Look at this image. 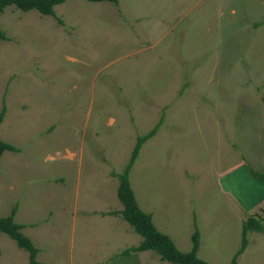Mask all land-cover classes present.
<instances>
[{
	"label": "rangeland",
	"instance_id": "obj_1",
	"mask_svg": "<svg viewBox=\"0 0 264 264\" xmlns=\"http://www.w3.org/2000/svg\"><path fill=\"white\" fill-rule=\"evenodd\" d=\"M0 12V216L39 264H174L117 214L120 172L180 250L264 264V0H63ZM59 17L61 22L57 21ZM258 23V24H257ZM0 264H28L0 231Z\"/></svg>",
	"mask_w": 264,
	"mask_h": 264
},
{
	"label": "trees",
	"instance_id": "obj_2",
	"mask_svg": "<svg viewBox=\"0 0 264 264\" xmlns=\"http://www.w3.org/2000/svg\"><path fill=\"white\" fill-rule=\"evenodd\" d=\"M63 0H0V12L3 8L12 4L15 7L27 10L35 9L42 14H54L53 6L56 3L62 2ZM94 1V0H92ZM111 2H116V0H109ZM58 22H61L59 17H56ZM258 24V23H257ZM4 32L0 28V39L5 38ZM2 110H0V119L2 116ZM161 120L159 116L158 121L146 132L137 135L136 141L134 142L127 163L120 172H112L118 178V184L116 187V196L121 202V208L111 209L107 212L110 214H119L122 219H124L134 231H136L140 236V240L137 244L128 246L121 250V253H127L129 251H138L152 249L154 250L160 260H165L174 264H210L205 259L199 257L196 253L198 242H199V232L194 225L190 233V246L187 250H180L176 247L171 237L159 230L153 223L151 216L148 212L144 211L138 205L133 190L130 186L128 179V170L137 156L139 147L141 143L150 135L153 134L156 127ZM4 149L17 150V147L12 143H9L0 138V154ZM251 175L257 177L259 180L264 182V173L261 171L249 168ZM16 210V203L12 204L10 211L0 216V231L5 232L9 237H11L18 247L24 248L27 251L28 264H39L36 259L37 248L33 245L31 239L24 233L21 232V227L23 223L16 222L13 219V214ZM258 226L257 221L249 216L245 221L241 223L240 228V241L236 250L233 252L230 259L224 264H233L235 257L244 249L247 243L246 231L249 228H255Z\"/></svg>",
	"mask_w": 264,
	"mask_h": 264
}]
</instances>
